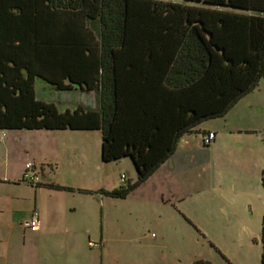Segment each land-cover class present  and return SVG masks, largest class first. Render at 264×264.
<instances>
[{
  "label": "trees",
  "instance_id": "1",
  "mask_svg": "<svg viewBox=\"0 0 264 264\" xmlns=\"http://www.w3.org/2000/svg\"><path fill=\"white\" fill-rule=\"evenodd\" d=\"M262 78L264 0H0V129L100 130L102 161L130 156L137 171L111 197ZM39 82L93 91L96 107L60 109ZM261 239L264 264V212Z\"/></svg>",
  "mask_w": 264,
  "mask_h": 264
},
{
  "label": "rangeland",
  "instance_id": "2",
  "mask_svg": "<svg viewBox=\"0 0 264 264\" xmlns=\"http://www.w3.org/2000/svg\"><path fill=\"white\" fill-rule=\"evenodd\" d=\"M36 93L61 109L96 103L93 91L57 90L42 82ZM263 127L264 78L224 116L186 133L169 159L122 198L104 195L99 183L127 186L137 171L130 156L102 161L100 130L0 129V264H15L11 256L20 237L31 232L21 221L35 208L47 217L51 207L70 216L74 229L66 238L48 231L23 264H261L264 193L258 187L256 196L249 195L260 183L257 177L251 188L241 187L239 179L247 162L241 154L255 151ZM208 128L217 133L216 145L203 143ZM29 162L36 164L40 182L88 187L74 193L35 187L22 181ZM22 166L21 184H6ZM60 238L67 245L57 246Z\"/></svg>",
  "mask_w": 264,
  "mask_h": 264
},
{
  "label": "crops",
  "instance_id": "3",
  "mask_svg": "<svg viewBox=\"0 0 264 264\" xmlns=\"http://www.w3.org/2000/svg\"><path fill=\"white\" fill-rule=\"evenodd\" d=\"M88 107H90V106H88ZM95 107H96V103H95V106H92L91 108H95ZM259 130H261L260 139H259V144H257L258 146L255 148V151L253 152V151L247 150L248 152L243 153V155L241 154V159H243V160L245 159L247 162H244L245 168H244L243 173L240 174V179H239V184L241 187H242V184H243V186H245L246 185L245 183H250L249 187L251 188V181H253L255 177L258 178L260 183H256L255 191L253 192V190L251 188V192L249 193V195L253 194L254 196L257 195L258 187L261 189V191L263 190V188H262V173L264 170V142H263V140H264V127L260 128ZM203 132H204V133H202L203 137H204V135H207L209 132L215 133L214 143H215V145L218 143L217 142V133L215 130L208 128V129H204ZM183 136L179 140H181V139L183 140L184 139ZM33 164H34L33 165L34 168L32 170L35 171L34 173H36L37 172L36 171V164L35 163H33ZM49 165L51 167L53 166L52 164H49ZM12 171L15 172L14 169H12ZM22 171H23V166L20 170L19 175H16L15 173L8 174L9 178H7V179L9 181V183H6V184L13 185V186H17V185L19 186V184H21V183H17V181H20L19 178H21ZM42 173L44 176L45 175L44 174V166H42ZM36 174L39 176V173H36ZM39 178H40V176H39ZM39 184H40L39 186L42 185L41 188H45V189L52 190V191L67 192V193H74L75 191L76 192H78V191L82 192V189L88 187L85 185L82 186V183H79V184H77V183H58V182H54V181H52V182L47 181L44 183L41 181ZM49 184H54L56 186H60V187H64V188L63 189H56V188H52L51 186H49V188L43 187V185H49ZM36 187H38V186H36ZM120 187H122V186H118L117 183L112 184V183L105 182V179H102V181L99 183V190L101 189L102 193L106 196H109V195H107L105 192H109V191H112V190H114L116 188H120ZM65 188L66 189H72V190H65ZM10 192H14V191H10ZM262 193H263V191H262ZM46 205L48 207L51 206L50 203H47ZM11 209L13 210L14 208L11 207ZM69 210L71 212H74V211H76V207H70ZM263 212H264V207H263L262 213ZM40 214H41L42 219L40 218L41 223H40L39 230L31 231L27 234H25L26 233L25 232L22 235V237H20V241H19L20 243H19L18 249L16 252L13 253V256H11L14 258L15 264H23V261L27 255V253H28V256L33 257L38 252V239L47 235V233H49L48 231H54V232H50V233H63L64 234L63 238H66L67 236H69L72 233V231L74 229L73 228V219L68 215L59 216V214L56 212L54 207L50 208L49 214L47 217H45L43 212H41ZM26 217H28V216H25V218ZM63 238L57 239V241H56L57 246L67 245L68 241H64ZM101 241H103V240H101ZM62 262H64V261H62Z\"/></svg>",
  "mask_w": 264,
  "mask_h": 264
},
{
  "label": "built area",
  "instance_id": "4",
  "mask_svg": "<svg viewBox=\"0 0 264 264\" xmlns=\"http://www.w3.org/2000/svg\"><path fill=\"white\" fill-rule=\"evenodd\" d=\"M215 137V133L213 132H209L206 137L203 139V143L208 144L211 141L214 140ZM34 164L29 162L26 164V174L24 175V181L28 182L29 184L32 185H37L40 182V178L36 173H31L34 172L32 169L34 168L33 166ZM31 175H30V174ZM124 175L122 176V182L124 181ZM40 214L39 212L34 209L31 216L24 219L23 221H21V225L22 227H24L25 229H28L30 231H37L40 228ZM90 244H92V242L90 241Z\"/></svg>",
  "mask_w": 264,
  "mask_h": 264
}]
</instances>
